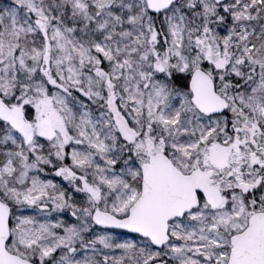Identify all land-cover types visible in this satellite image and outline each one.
Segmentation results:
<instances>
[{"label":"snow or ice","instance_id":"6c2138e0","mask_svg":"<svg viewBox=\"0 0 264 264\" xmlns=\"http://www.w3.org/2000/svg\"><path fill=\"white\" fill-rule=\"evenodd\" d=\"M0 264H264V0H0Z\"/></svg>","mask_w":264,"mask_h":264}]
</instances>
